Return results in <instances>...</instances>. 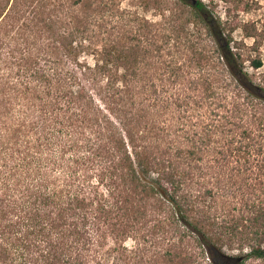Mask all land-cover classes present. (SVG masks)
<instances>
[{"label":"rangeland","instance_id":"1","mask_svg":"<svg viewBox=\"0 0 264 264\" xmlns=\"http://www.w3.org/2000/svg\"><path fill=\"white\" fill-rule=\"evenodd\" d=\"M201 1L225 23L232 50L244 60L252 93L233 80L203 25L181 24L187 10L179 0H84V7L73 4L75 0H20L18 15L0 18L1 170L13 167L30 149L39 151L45 144L50 148L45 141L49 127L59 130L66 115L78 108L89 113L103 109L115 113L111 118L118 125L124 118L129 120L127 131L135 145L181 167L179 195L188 200L193 216L201 215L218 226L238 222L240 228L250 227L253 207H264V101L256 97L264 95V0ZM5 2L0 0V7ZM91 13L95 19L88 24L87 38H82L78 62L62 49L60 56L55 55L54 36L66 32L72 19L83 20ZM235 22L238 26L230 31ZM108 40L130 50L136 60L127 106L113 96L115 89H105L104 78L93 70L84 73L100 55L99 45ZM251 57L261 59L259 68L251 67ZM38 64L48 77H55L50 92L47 78L35 77ZM58 80L62 93L83 85L95 103L88 99L67 110V100L61 98L53 105ZM97 117L103 115L75 123L92 132ZM189 149L196 154L190 155ZM143 202L145 216L138 231L128 235L127 247L146 251V256L155 257L154 264H184L182 257L202 255L196 235L178 220L166 199L152 195ZM204 220L208 233L216 236L219 230L216 233ZM237 238L223 242L226 253L239 252ZM246 264L264 261L251 259Z\"/></svg>","mask_w":264,"mask_h":264},{"label":"trees","instance_id":"2","mask_svg":"<svg viewBox=\"0 0 264 264\" xmlns=\"http://www.w3.org/2000/svg\"><path fill=\"white\" fill-rule=\"evenodd\" d=\"M179 1L187 10L181 24L203 25L233 80L252 93V85L243 71L244 60L241 53L232 50L233 39L225 32V23L201 0ZM73 4L86 5L84 0H75ZM19 5L20 0H6L0 7V18L18 15ZM94 13L83 20L72 19L66 32L54 36L55 55L60 56L62 49L65 56L78 62L82 52L80 44L82 46V38H87L84 36ZM236 26L238 23H233L230 31ZM244 31L250 34L248 27H244ZM98 52L100 55H96L93 67L87 66L84 73L93 70L96 76L104 78L105 89H115L113 96L127 106L126 94L137 75L133 53L112 40L99 45ZM249 63L257 69L262 61L251 57ZM37 69V80L47 78L45 81L51 84L48 91L51 86L55 89V77H48L39 64ZM57 84L53 105L57 106L61 98H66L67 110L71 105L76 106V102L80 104L89 99L95 103L92 93H87L83 85L71 88V84L67 95L66 91L61 92L62 82L58 80ZM206 92L211 96L210 88L207 87ZM256 97L264 101V95ZM93 113H101L103 117H97L95 129H90L92 132H86L88 128L81 129L80 123H75L92 121ZM112 114L115 113L98 108L90 113L78 108L76 113L59 121L63 123L59 130L49 127L45 141L50 148L45 144V149H30L4 171L0 164V264H154L155 257L146 256V251L125 245L128 235L138 231V222L145 216L140 206L152 195L162 201L166 199L174 207L178 220L196 235L202 259L182 257L184 264H190L189 261L195 264V260L203 264L205 259L206 264L264 261V207H253L248 228H240L238 222L218 226L201 215L193 216L188 200L179 195L181 167L157 156L151 149L135 145L131 132L127 131L129 120L124 118L118 125L111 118ZM188 152L192 156L196 154L192 149ZM202 220L215 232L219 230L216 236L208 233ZM236 237H239V252L226 253L223 242H234ZM244 246L247 247L245 252Z\"/></svg>","mask_w":264,"mask_h":264}]
</instances>
